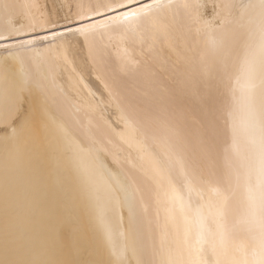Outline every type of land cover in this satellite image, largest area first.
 Masks as SVG:
<instances>
[{
  "label": "bare ground",
  "instance_id": "6f19581e",
  "mask_svg": "<svg viewBox=\"0 0 264 264\" xmlns=\"http://www.w3.org/2000/svg\"><path fill=\"white\" fill-rule=\"evenodd\" d=\"M148 3L161 7L119 19ZM259 13V0H0V264L175 253L184 227L168 218L173 191L187 195L191 181L218 206L209 189L234 188L249 154L229 113ZM22 90L34 118L24 130L2 119ZM246 196L241 186L225 206L238 259L259 239L237 224Z\"/></svg>",
  "mask_w": 264,
  "mask_h": 264
},
{
  "label": "snow or ice",
  "instance_id": "6c2138e0",
  "mask_svg": "<svg viewBox=\"0 0 264 264\" xmlns=\"http://www.w3.org/2000/svg\"><path fill=\"white\" fill-rule=\"evenodd\" d=\"M118 7L120 5H117ZM8 7L7 4L4 5ZM105 7L111 8L112 5ZM161 5L157 3L141 4L140 7L125 13L119 19L128 22L139 19L142 15H148ZM199 9V5H192ZM226 8H234L235 5H224ZM246 11L252 10L256 5H242ZM259 23L256 29H249L244 44L237 85L239 96L233 95V110L229 113L234 145H238L243 137L250 151L247 156H241L239 169L235 173V187L225 190L220 187H211L209 191L215 198L218 206L212 198L204 203L202 190L197 188L191 181L186 183L187 195L179 191H173L167 208L168 218L175 222L177 214L183 221L184 239L175 253L169 249L166 257L140 264H264V0H259ZM249 24L253 20L249 18ZM223 22L220 26H222ZM18 31V30H17ZM83 33L86 29H80ZM3 38V37H0ZM23 91L17 100L7 109L2 117L6 126L16 124L19 121V129L24 130L31 126L33 117L23 110ZM15 134L17 128L13 127ZM243 186L247 196L243 223L258 230V242H253L239 251L244 256L238 259L230 252L229 243L232 228L227 224L225 206L230 197L235 198L238 190ZM193 193L201 203L193 201ZM195 232V240H192ZM253 252V258L248 259L247 248ZM163 249V245H162Z\"/></svg>",
  "mask_w": 264,
  "mask_h": 264
}]
</instances>
